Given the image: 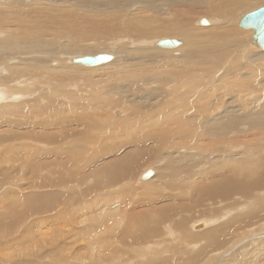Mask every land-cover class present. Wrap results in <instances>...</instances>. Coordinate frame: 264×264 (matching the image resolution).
Wrapping results in <instances>:
<instances>
[{
    "label": "rangeland",
    "instance_id": "rangeland-1",
    "mask_svg": "<svg viewBox=\"0 0 264 264\" xmlns=\"http://www.w3.org/2000/svg\"><path fill=\"white\" fill-rule=\"evenodd\" d=\"M12 1L0 0V10L3 12L0 13V49L2 50H0V102H9V62L11 65L17 64L20 61L18 58H25V56L40 58L41 61L47 65V70L44 71V75H51L48 72L51 70L58 69L60 71L59 74L55 75V82H48L42 86L44 98L36 100L38 102H44L42 105H45L43 106L44 113H42L44 119L40 120V122L44 125H42V128L39 127L40 129H35L38 130V133L41 131L39 135L43 140V145L39 144V146L42 147L41 151H45L42 152V154H45L47 151L50 152V150L53 151L52 154H55L57 151H68V149L71 147V144L77 141H79L78 145L80 150H77L78 153L69 152L71 155L74 154V158L77 156V160H75L76 158L67 160L65 167L52 165L49 167L50 169H47V167L42 165V167L45 168L44 172H42V168L40 167L33 168L31 165L29 166L30 163H26V158L30 157L26 155V153L29 151V149L36 148V144L33 145L29 143V139L33 138V135H35L33 128H28L30 130V134L28 133L29 130L27 129L21 130V128L16 130V128H12L13 125L11 122L13 120L9 121V114L0 113L2 116L6 115L3 116L4 118L0 115V264H82L83 262L75 263L77 259L74 258V255L77 253L79 246L86 245L88 242L89 244L91 242L94 244H105V248L101 249V254L103 255V260L101 263L104 261V264H144L150 262L160 264V261L163 260L164 263L161 264H194V262H196L195 264H218L219 262H228L232 257H236V255L242 256V252L245 249H249L246 247H248L250 244L255 249L253 256L256 257L262 253L261 255L263 258L264 249H257V245L261 241H264V212L260 211L262 204L264 203V139L256 138L259 141V144L255 147H248L247 144L241 143L239 139L235 156L232 159L231 164H229L226 149L222 147V144L219 141L220 139L211 136V133L209 132L211 127L209 122L213 117L215 118L217 116L216 118H220L224 117V115L226 116V112L229 107H231L232 110L234 109L235 116L233 117L239 121L238 125L234 127L233 132L228 135L230 139L232 138L231 140H234L237 138L238 133H245L243 131L248 130V127L250 126L249 123H251V117L254 116L259 118L262 114H264V66L258 65L260 68L255 66L253 69V65H251L248 61L250 58L248 57L245 59L241 64L244 66L250 64V69L248 72L250 71L254 76L253 80H248L247 75L246 77H242L241 74L236 76L232 74L231 71L225 74V71L228 69L226 67L220 68L219 72L216 74L212 71H216L217 68L214 66V69H210V66L214 64L208 62V64L199 66V71L204 74L207 71L206 69L209 67L211 71L208 72L214 75L213 78L211 77L210 79V82L213 84L209 83V79L199 80V83H197L195 80H193V75L191 76V74L183 73L182 65L181 67L177 66L178 62L174 65H171L174 59L186 57V37L162 36V38H158L155 36L150 40H142L143 42L150 43L151 41L156 42L159 40L175 38L179 39L183 46L181 44V47L179 46L172 51L165 50L161 54L158 53L157 56L154 57L153 62L147 63L149 72L147 75H145L144 79L139 80L138 82L131 85L129 82L117 83L111 79L112 76L110 74L117 71L118 66L124 65L126 63L129 66L139 65L141 63L140 57L142 56V52L140 50L142 47L137 46V44L134 45V43L130 41V44L126 45L127 54L124 58H122L118 53L113 52V50L116 48L113 46L112 42L102 41L104 39L101 38H88L94 33L91 30L93 33L90 35L88 34L89 36L87 35V37H84L83 35L82 38H87L86 40L83 39V43L81 40L82 38H78V44L82 45L79 47L80 52L77 50L76 52L74 51L66 55L64 53H60L61 50H59V47L66 45L69 40L73 39L72 34H66L63 35V37H59V39H52L54 40V43L58 45V48L55 46L51 48V52H49L50 55L47 56L49 59L47 57L43 58V56L39 57V51L36 49L38 48L37 46H39L38 44L30 45L31 47L28 44L25 45V43L22 41L23 38L21 33L16 32V36L15 29L9 30V4L15 3ZM23 1H27L28 4L32 5L33 3H37L38 5L45 4L47 5V8L53 7V9H55L57 12L61 10L60 12L63 13H72L73 17L75 18L80 16H76L79 11L75 13L73 11H76L77 8L89 12L88 15H91L90 13L92 11L101 12L104 15V20L107 24H113V21L116 23V18H118L121 22L125 21L127 17L129 18L128 14L126 15V13H130V15L143 14L146 18L147 16H159L161 18H167L171 15L172 9L180 6V8L195 9L197 11L198 15L193 22V27H196V24L201 19L210 21L211 17L216 16L217 9L224 6L219 1L215 2L213 0H126L118 3L115 2V0ZM247 1V3L242 4L233 11L228 10V13L236 12V16L225 19L224 23L219 25L226 26L230 23V21H234L235 18L240 19L247 13L264 6V0ZM17 2L19 3V1ZM148 5H152V7ZM21 6L23 8L24 6L26 7L25 4L23 6V3H20V6L14 7L17 10H13L10 16L16 14L17 11L19 12L20 9L18 7ZM56 6H58V8ZM111 7L113 10L110 9ZM107 9L110 10V12ZM114 9H116V11L120 14H117V17L115 16L117 12L114 11ZM113 12L114 15L112 16ZM108 14L110 19H108ZM163 23L165 22H157L153 25L155 27H159ZM210 25L211 24L209 23V26ZM107 27L110 28L111 26L107 25ZM235 27L238 29V31H247L241 30L237 23ZM125 38H128V40L130 39L129 37ZM249 38L250 37L248 36L246 37V40H241L238 45H248L253 53L259 51L254 47H251ZM96 39L101 40L100 42L102 43L103 47L101 44L99 45V42H96L98 41ZM12 42L15 45L12 44ZM125 43H122V45H125ZM11 44L14 45V47H17V44H19V49H16V47L14 48ZM22 44L25 46L24 49H21L23 46ZM230 45L233 46L235 44ZM32 47H34L33 51ZM145 48H151V50L155 49L154 47ZM22 50H24V53ZM209 51H212L209 56L214 54L216 58L215 61H220L224 57L229 58L232 61H236L238 58L237 55H233L230 51L226 50L223 45L217 46ZM12 53L15 54L16 57L12 58L15 60L17 59L16 61L9 57V54ZM203 53H208V51ZM203 53L197 55V60L204 61L207 59L206 55ZM98 54H113V60H115L116 63L110 67H108L106 64L101 67L87 69L79 64H73L71 61V59L74 58L97 56ZM51 55L54 56L52 57ZM43 66L44 64L42 63V69ZM193 71L198 72L196 71V68ZM106 73L110 74L106 75ZM126 73L129 74L131 72L128 71ZM132 73L134 75L128 77V81L137 80L132 79V77H135V73ZM118 74L120 75L121 73ZM180 74H182V76H180ZM150 77L152 80L147 81L146 79ZM218 79L221 80L218 81ZM62 81V84H58ZM186 81L187 83L188 81H190V83L193 81L198 85V87L193 88V94L188 95L191 97L187 101V103H189L188 105H191L193 102V105L195 106H189V109L192 111L185 110L181 116L175 113V115H171L170 111H173L177 104L170 107L166 104H170L171 102H176L178 100L177 97L180 95V92H178V86H183L184 82ZM188 87L192 90L190 85ZM28 88L30 89L29 92L27 91L25 93L14 91L19 93L14 94L18 95V102L23 103L24 108L28 103H30L34 96V98L37 97L38 93L36 90H33L32 84H30ZM55 90L59 94L57 97ZM209 90H211V92L205 94L206 92H209ZM250 91L252 93L248 95ZM11 93L13 94V92ZM39 94L42 93L39 92ZM196 97H199L198 100H200V103H198ZM195 100L197 101L198 105L195 103ZM33 102H35V100ZM88 102L92 104L90 109H86ZM115 102H121V105L113 106ZM207 102H219L218 104H220L221 107L219 105L218 111L212 113L211 111H208L211 107V103L207 105ZM226 102H228V104ZM76 104L79 105V107L69 106ZM173 104L175 103H172V105ZM199 104H201V107L204 109H201ZM15 106L11 107L13 109H10L12 111L11 113H15H13L14 116L11 119H14V121H19L20 123V120L23 119L15 118V116H22L20 114L22 110L14 109ZM207 108L208 110H206ZM165 109L167 110L164 111L161 118L159 113ZM49 110L51 112H49ZM115 110L120 112L125 111L126 115L129 114V117L126 119H122V116L117 117L113 113ZM222 110L224 111V114L222 113ZM7 111L9 113V108ZM176 115H179L180 118L178 117V119H176ZM137 116H143V120H149H140L142 122L137 120V122L141 123L139 126L142 131H139L140 134H134L129 138V136L125 134L129 131L127 126L132 120L136 119ZM48 117L52 121H58H56L59 126L58 129L57 124L55 126L56 122L49 124L50 120ZM154 117L157 121L156 124H154L153 121H150V119ZM224 119L225 118H223V120ZM254 121L256 122V120ZM46 124H49L51 128H49V125L47 126ZM176 124H178V126H175ZM7 125L11 126V129L8 130L9 132H7V129L9 128ZM51 125H54L55 128ZM168 126H173L175 128L177 127V131L171 133L172 136L170 137H162V132L166 134V131H162L159 134L161 137L158 139L161 142V145L158 147L156 146L155 142L144 145L139 149L138 147L129 148V146H126L134 140L141 139L144 141L146 137H154L153 135L157 133L156 130L158 131L159 129H163V127ZM188 126L192 127L188 128ZM53 129H55V131ZM259 129L264 131V128L261 124ZM10 130L12 131L10 132ZM31 130L34 132V134L31 133ZM136 131L138 130H131V133H135ZM260 134L261 137H264V132ZM17 136L21 139H16ZM50 136H53L51 137V140ZM44 137H48L47 140L43 139ZM54 137L58 139V142ZM48 139L50 142H48ZM198 139L201 140L199 141ZM209 139L212 140L209 141ZM52 140L56 142L53 143ZM187 140L189 142L191 141V143L186 145L185 148L183 144L189 143ZM3 141L4 143H7L4 145L5 147L2 146ZM35 142L36 141H33L32 143ZM193 143L198 148L193 149ZM196 143L198 144L196 145ZM232 146L234 145L232 144ZM188 147L191 151L188 150ZM131 149L133 151H131ZM116 150H122L123 152L121 151L119 155H116ZM219 150L220 159L215 156L218 155ZM24 151L27 152L25 153ZM15 152H19V155ZM190 152H192V154H190ZM52 154L50 152L48 155L55 158L56 155ZM124 154L125 157H123ZM121 155L123 156L121 157ZM137 157L138 165H135L137 161L134 159ZM122 158H125V162H127V160L134 161L135 167L131 166L132 168H129L128 171L125 170L124 166L122 165ZM219 163L221 164L219 165ZM76 164L78 170H75L74 174H76L78 178L75 180L72 178L71 173L73 172L72 167ZM88 164L91 166L87 167V170H85L84 165ZM227 165L233 166V168L235 167L234 182L237 187H235V185L232 186L230 189L233 187L234 189L231 191L229 189L228 192H225V196L224 194L220 195L222 192H219L215 184L206 185L210 183L208 178H198L209 172L218 174L219 167ZM153 166L156 170H158V173L155 171L157 178L148 184L147 182L149 180L142 181L141 175L145 169ZM115 167L118 170L120 167L121 172L120 170L118 172L121 173H119L121 178H116V171L111 170ZM258 167H261L263 170V173L259 174L262 175L261 180H259L260 177L257 178L255 176V174L259 172ZM10 168L13 169V175L11 172H9L12 171ZM50 170L54 173L51 174ZM8 172L12 177H10V174L7 175ZM1 173L3 174L1 175ZM106 173L109 175L112 182L109 183L106 177L100 184L99 179L101 174L106 175ZM190 173L192 174L190 175ZM44 174H49V176H45ZM186 175H188V178H186ZM44 177L48 178V180H45ZM215 177L218 178V175ZM59 178L61 179L59 180ZM61 180L64 183L60 182ZM245 180H249V183H244ZM135 181H138L140 186L137 183L134 184ZM85 182L86 186L91 183L93 185V188L89 192H82L81 190L85 186ZM125 182H129V184ZM68 183H74V185L77 187L76 191H73L70 186H66ZM131 183L133 184L131 185ZM144 183L147 184L145 186L141 185ZM186 183L189 184L188 188L185 185ZM101 185H105V188L101 187ZM247 185L248 187H251V189L245 187ZM62 191H64V193ZM42 194L45 196L44 199H42L44 197ZM54 194L58 195V197H54ZM33 195L34 198L31 200ZM69 195H73V198ZM60 196L67 197H63L62 199ZM47 197H50V199L48 200ZM68 197L72 199H69ZM56 198H59L58 201ZM21 199L27 202H24L25 206L20 204L23 202ZM16 200L19 201L16 202ZM43 200L46 202L45 204H43ZM176 200L177 202H175ZM68 201L72 202L69 203ZM33 203H35L34 206H31ZM150 203L153 207L149 206ZM13 204H15L14 210L16 213L13 211ZM41 205H43V207ZM82 208H85V210L88 209L86 210L88 211L87 216H92V219H89L90 223H82L81 220L79 225L71 223V214L78 212ZM145 208H148L147 211ZM132 209L134 210L133 215H135V217L137 216V219L134 221L128 220L130 216L129 212L131 214ZM220 211H224L226 216L220 214ZM9 212L10 215L12 214L11 216L9 215ZM9 216L10 218H8ZM109 216L114 217L113 221L109 218ZM212 216L215 218V220L212 218L213 221L209 218ZM242 216H246L245 220H240L239 222L234 223L233 226H230L229 224V226L234 233L240 232V234H243L244 232L246 233L248 231L249 234H243L246 235V237L239 235L241 238L239 237L236 239V234H229V237L224 242L223 247L209 246V248L205 251L206 253L203 252L205 250L204 246L210 240L206 238V232L202 231L209 228H207V225L205 227L207 229L204 228V230L201 231L202 234L199 231L196 233L195 227H193L196 225L195 223L204 220L211 221V223L214 224V226L218 229L224 228L229 222H232L233 219L240 218ZM64 218L70 224L68 227L63 225ZM98 218H101V223L99 226L98 223H94V221ZM217 218H220V221L216 220ZM14 221H18V223L16 222V224ZM128 222L131 223L130 227ZM240 224H243L244 227H239ZM112 226H116L115 230H113V232L110 234H104L105 231ZM234 226L237 227L235 228ZM258 226H260L263 230L259 234H250L255 232L256 227ZM87 228L94 229L93 232L97 234L96 238H89V240L85 238L75 239L73 238V235H70L65 238L63 237L56 239L58 237V231H64L66 234L67 232L71 233L72 231L76 232L79 230H86ZM245 229H247V231H244ZM23 231H25V233ZM43 231L49 234L51 232L57 231L53 236V239H56L55 242L50 238V236L46 238L52 242V244H50L51 247H40L42 245ZM156 231L159 232L158 235ZM160 232L162 233L160 234ZM180 234L184 236L185 241L181 239ZM130 236H132V238ZM229 239L230 241L228 242ZM232 242H236V245ZM108 244H111V247H107ZM116 249H118V252L114 251ZM241 249L244 250L241 251ZM114 255L118 256V259L112 261ZM171 259L173 262H171ZM252 261L256 263L257 260L255 259ZM235 262V264H249V262L245 259L240 261L236 260ZM95 263H97V261H95ZM85 264H88V262ZM232 264H234V262H232Z\"/></svg>",
    "mask_w": 264,
    "mask_h": 264
},
{
    "label": "bare ground",
    "instance_id": "bare-ground-1",
    "mask_svg": "<svg viewBox=\"0 0 264 264\" xmlns=\"http://www.w3.org/2000/svg\"><path fill=\"white\" fill-rule=\"evenodd\" d=\"M12 1V0H11ZM17 1H19V3L17 2ZM122 1H126V0H115V2H122ZM213 1H215V2H220L221 4H223L224 6H222V7H220V8H218L217 9V12H216V16H214V17H211V19H210V21H208V20H205V19H201V20H199L198 21V23L196 24V27H193V22H194V20L197 18V15H198V13H197V11L195 10V9H184V8H180V6H178V7H176L175 9H172L171 10V15L170 16H168L167 18H161V17H159V16H157V17H152V16H147V18L146 17H144L145 15H143V14H134V15H130V13H126V15L128 14V16H129V18L127 19L126 18V20L125 21H120L118 18H116L115 19V21H116V23H114V21H113V24H107L106 22H105V20H104V15L101 13V12H94V11H92L90 14L91 15H88L89 14V12H87V11H83V10H81V9H79V8H77V10L75 11V10H73L74 11V13L75 12H78L79 11V13L76 15V16H78V15H80L78 18H75V17H73V15H72V13H63V12H57L55 9H53V7L52 8H47V5H45V4H43V5H38L37 3V5L36 4H34L33 3V5L32 4H28V2L27 1H23V0H16V1H12V2H15V3H10L9 4V30H12V29H15V33L17 32V33H21V36H22V41L25 43V45H39V46H37L38 48H36L37 49V51H39V57L41 56H43V58L45 57H47L48 55H50V53L49 52H51V48L52 47H57L58 48V45L56 44V43H54V40H52V39H59V37H63V35H66V34H72L73 35V39H71V40H69V42L66 44V45H64V46H61V47H59V50H61L60 51V53H64L65 55L66 54H69V53H72V52H76L77 50H79V47H80V45L78 44V41H79V39H81L82 37H83V35H84V37H87V35L89 34H92L93 32V35H91V36H89L88 38H101V39H104V40H102V41H105V42H107V41H110V42H112V44H113V46L116 48L115 50H113V52L114 53H118L119 55H120V57H122V58H124L125 56H126V54H127V52H126V45H128V44H130V41L132 42V43H134V45L135 44H137V46H140V47H142V49L140 50L141 52H142V56L140 57V61H141V63L139 64V65H133V66H129L127 63L126 64H124V65H120V66H118L117 67V71H115V72H113L112 74H110V73H106V75H111L112 76V80L113 81H115V82H117V83H126V82H129V84L131 85V84H133V83H136V82H138L139 80H142V79H144L145 78V75H147V73L149 72V68L147 67V63L148 62H153L154 61V57H156L157 56V54L159 53V54H161V53H163V51H172V50H174L175 48H177V47H179L181 44H182V42L179 40V39H175V40H177V45L176 46H174L173 48H162V47H160L159 45H158V43L160 42V41H162V40H159V41H156V42H150V43H146V42H143V40L142 39H148V40H150L151 38H153V37H155V36H157L158 38L160 37V38H162V36L163 37H170V36H172V37H182L183 36V38L184 37H186V41H187V45H186V47H187V54H186V57L185 58H183V57H181L180 59H174L173 60V62H172V64L171 65H174V64H176L177 62H178V65L177 66H179V67H181V65H182V70H183V73H187V74H191V76H192V78H193V80H195L197 83H199V80H207V79H209V83H211V84H213L212 82H210V79H211V77L213 78V74H210L208 71H211L210 69L211 68H213L214 66L217 68V70L216 71H212V72H215L216 74L219 72V70H220V68H228L226 71H225V74H227L228 72H232V74H234V75H239V74H241V76L242 77H246V75H247V77H248V80H253V78H254V76H253V74L249 71L248 72V70L250 69V64L251 65H253V69H254V67L255 66H258V65H261V66H264V50H260L258 47H257V44L256 43H253L252 41H251V37L253 36L252 34H254V30H252V29H249V30H247V31H238V29H236V27H235V25H236V23L238 24V27L240 28V26H239V23H240V20L243 18H235V20L234 21H230V23L228 24V25H226V26H221V25H219V24H223L224 23V21H225V19H227V18H233V17H235L236 16V12H233V13H228V10H230V11H233L234 9H236V8H238V7H240L242 4H244V3H247L248 1L247 0H213ZM19 5H18V4ZM20 3H23V6H24V4L26 5V7L24 6V8L22 7H18L20 10H19V12L17 11V13L16 14H12L13 16H10V14H11V12L14 10H17V9H15L14 7H16V6H20ZM44 3V2H43ZM40 4V3H39ZM50 4V3H49ZM113 4H115V3H113ZM120 4V3H119ZM51 6V5H50ZM52 6H53V4H52ZM55 6V5H54ZM118 6H120V5H118ZM148 6H151L152 7V5H148ZM225 6H226V9H225ZM10 7H12V8H10ZM57 8H58V6H56ZM107 7V6H106ZM105 7V8H106ZM62 8H64V7H62ZM59 9H61V8H59ZM65 9V8H64ZM109 9V8H108ZM107 9V10H108ZM110 9H112V7L110 8ZM107 10H106V12H107ZM113 10V9H112ZM52 11H55V12H52ZM72 11V12H73ZM102 11V10H101ZM109 12H110V10H108ZM114 11H116V9H114ZM121 11V10H120ZM119 11V12H120ZM66 12H68V11H66ZM105 12V13H106ZM117 12V11H116ZM127 12V11H126ZM0 13H3L1 10H0ZM108 13V12H107ZM122 13V12H121ZM117 14H119L118 12L115 14V16L117 17ZM219 14V15H218ZM70 15H72V16H70ZM114 15V12L112 13V16ZM120 15V14H119ZM121 15H123V14H121ZM74 19H73V18ZM115 18V17H114ZM121 18V17H120ZM108 19H110L109 18V14H108ZM125 19V18H124ZM114 20V19H113ZM109 21V20H108ZM110 22V21H109ZM157 22H165V23H163V24H161V26H159V27H155L153 24H155V23H157ZM203 22H206L207 24H202ZM209 23L211 24L210 26H209ZM107 25H109V26H111L110 28H108L107 27ZM241 29V28H240ZM93 32H92V31ZM241 30H246V29H241ZM17 33H16V36H17ZM19 35V34H18ZM54 35V36H53ZM250 37L249 38V43H250V45H251V47H254L256 50H259V51H257V52H255V53H253V51L250 49V47L248 46V45H238L239 44V42L241 41V40H246V37ZM80 37V38H79ZM125 37H129L130 39L128 40V38H125ZM79 38V39H78ZM83 39L84 38H82L81 40H82V43H83ZM87 38H85L84 40H86ZM174 39H168V40H174ZM94 40V39H93ZM96 40H98V39H96ZM165 40V39H164ZM18 41V40H17ZM75 41H77V42H75ZM101 40H98V41H96V42H99V45L101 44V46L103 47V45H102V43L100 42ZM139 41H142V42H139ZM104 42V43H105ZM125 42H127V43H125ZM3 43V42H2ZM22 43V42H21ZM122 43H125V45H122ZM12 44H14L13 42H12ZM11 44V45H12ZM230 44H235V45H233V46H231ZM15 45V44H14ZM14 45H12L13 47H14ZM19 44H17V47H16V49L19 47L18 46ZM23 45V44H22ZM224 46L225 48H226V50H228V51H230L231 52V54H233V55H237L238 56V58L236 59V61H232V60H230L229 58H223V59H221L220 61H215V56H214V54L213 55H211V56H209V54L210 53H212V51H209V50H212V49H214L215 47H217V46ZM3 46V45H2ZM10 46V45H9ZM82 46V45H81ZM136 46V47H137ZM182 46H183V44H182ZM13 47H11V48H13ZM14 47V48H15ZM31 47V46H30ZM102 47H101V49H102ZM145 47H154L155 49H153V50H151V48H145ZM181 47V46H180ZM25 48V46L23 45L22 46V48L21 49H24ZM33 48L34 47H32V51H33ZM89 48V47H88ZM87 48V49H88ZM19 49V48H18ZM20 49V50H21ZM83 49V48H82ZM1 50V49H0ZM139 50V49H138ZM2 51V50H1ZM23 51V53H24V50H22ZM84 51V50H83ZM206 51H208V53H203V52H206ZM13 52V51H12ZM17 52H18V50H17ZM25 52H27V51H25ZM59 52V51H58ZM78 52H80V50L78 51ZM78 52H77V55H78ZM22 53V52H21ZM28 53V52H27ZM53 53V52H52ZM201 53H203L204 55H206V57H207V59L206 60H204V61H202V60H197V55L198 54H201ZM18 54V53H17ZM16 54V55H17ZM63 54V55H64ZM22 55V54H21ZM25 55V54H24ZM112 56H113V54H111ZM35 56H36V54H35ZM52 56V55H51ZM54 56V55H53ZM52 56V57H53ZM69 56V55H68ZM9 57L11 58V59H14L16 56H15V54H9ZM12 57H14V58H12ZM22 57H24V56H22ZM56 57V56H55ZM205 57V58H206ZM250 58V60H248L249 62H250V64L249 65H246V66H244V65H242L241 63L245 60V59H247V58ZM10 58H9V60H10ZM48 58V57H47ZM68 58V57H67ZM66 58V59H67ZM49 59V58H48ZM51 59V58H50ZM75 59V58H74ZM74 59H71V61H72V63H73V60ZM15 60V59H14ZM17 60V59H16ZM15 60V61H16ZM18 60H20L19 61V63H17V64H14V65H11V63L9 62V102H0V108H2V107H5V108H2V109H0V113H2V114H9V121H12L11 122V124L13 125V127L12 128H16V130H19V129H21V130H29L28 128H33V130H34V132H35V135H33V138H30L29 139V143L30 144H36L35 146H36V148L35 149H29V151L27 152V151H24L25 153H26V155H28V156H30V157H28V158H26V163L27 164H29V166L31 165L33 168L35 167H40V168H42V172H44L45 171V168L44 167H42V165H44L45 167H47V169L49 168V167H51L52 165H57L58 167H65L66 166V161L67 160H72L74 157H73V155H71L70 153H78L77 152V150L79 149L80 150V148H79V145H78V143H79V141H77V142H75V143H72L71 144V147L68 149V151H61V152H55V154H52L53 153V151L52 150H50V152H51V154L52 155H56L55 156V158L54 157H52V156H49L48 154L50 153V152H46L45 154H42V152H45V151H41L42 149V147H40L39 146V144L40 145H43V140L41 139V136L39 135V133L41 132H39L38 133V130H35V129H38L39 127H41L42 128V125H44V124H42L41 122H40V120H42V119H44V117H43V114L42 113H44V109H43V106H45V105H42L44 102H38V101H36V100H40V99H42V98H44V93H43V88H42V86L43 85H45V84H47L48 82H51V83H53V82H55V75L56 74H59L60 73V71L58 70V69H55V70H51V71H48L51 75H49V74H47V75H44L45 73H44V71H46L47 69V65H46V63H44L43 61H41V59L40 58H35V57H33L32 58V56H25V58H18ZM44 64V66H43V69H42V63ZM208 62H211V64H214V65H212V66H210V69H209V67L206 69L207 71L203 74L202 72H200L199 71V69H200V67L199 66H203V65H205V64H208ZM248 62V63H249ZM116 63V61L115 60H111L110 62H107V63H105V64H101V65H98V66H92V67H86V66H83V67H85V68H87V69H89V68H97V67H101V66H104V65H106L107 64V66L108 67H110V66H113L114 64ZM165 63H166V61H165ZM169 63V62H168ZM80 65V64H79ZM82 66V65H81ZM229 66V67H228ZM176 67V66H175ZM174 67V68H175ZM259 67V66H258ZM196 68V71H198V72H194L193 70ZM198 68V69H197ZM260 68V67H259ZM214 69V68H213ZM252 69V68H251ZM115 70V69H114ZM225 70V69H224ZM263 70V69H262ZM72 71V70H71ZM70 71V72H71ZM128 71H130L131 73H126V72H128ZM132 72H134L135 73V77H132V79H137V80H133V81H128L127 80V78L128 77H131L132 75H134ZM200 72V73H199ZM222 72V71H221ZM224 72V71H223ZM253 72V71H252ZM65 73V72H64ZM118 73H121L120 75L118 74ZM207 73V74H206ZM206 74V75H205ZM167 75V74H166ZM180 76H182V74H180ZM68 78V77H67ZM115 78V79H114ZM65 80H66V78H65ZM65 80H63V81H65ZM147 81H151L152 80V78L150 77V78H147L146 79ZM217 80V79H216ZM221 79H218V81H220ZM63 81L62 82H60V83H58V84H62L63 83ZM30 84H32V87H33V90L35 91L36 90V92H38L37 93V97L36 98H34L33 97V99L30 101V103H28L26 106H25V108H24V104L23 103H20V102H18V100H19V98L17 97L18 95H15L14 93H16V92H14V91H20L21 93H25V92H29V88H28V86L30 85ZM201 84V83H200ZM121 85V84H120ZM191 86V88H192V90L188 87V86ZM201 86V85H200ZM41 87V88H40ZM54 87V86H53ZM179 87V90H178V92H180V95H179V97H177L178 98V100L176 101V102H171L170 104H166L167 106H175L176 104H177V106H175L176 108L173 110V111H170L171 113V115L173 114V115H175V114H179L180 116H181V114H183L184 113V111L185 110H187V111H190L191 109H189V106H191V107H193V106H195V105H193L194 103L192 102V104L191 105H188L189 103H187V101L190 99V97L188 96L189 94H193V92H194V90H193V88H196V87H198V85L195 83V82H191L190 83V81H188V83H187V81L186 82H184V84H183V86H181V85H179L178 86ZM189 89H188V88ZM56 88V87H55ZM214 89H215V87H214ZM216 89H217V87H216ZM38 90H42V91H38ZM218 90V89H217ZM191 91V92H190ZM11 92H13V94L11 93ZM33 92V91H32ZM39 92H41L42 94H39ZM49 92H50V90H49ZM55 92H56V90H55ZM211 92V90H209V92H206L205 94H208V93H210ZM252 92L250 91L249 93H248V95L249 94H251ZM16 94H19V93H16ZM52 94V93H51ZM56 94V97H57V95L59 96V94H58V92H56L55 93ZM46 95H48V94H46ZM55 96V95H54ZM165 96V95H164ZM205 97H208V96H205ZM248 97V96H247ZM197 99V101H198V103H200V100H198L199 99V97H196ZM165 99H166V97H165ZM165 99H164V101H165ZM35 100V102H33ZM167 100V99H166ZM195 100V103L197 104V101ZM182 101V102H181ZM26 102V101H25ZM245 102V101H244ZM51 103V102H50ZM106 103V102H105ZM162 103V102H161ZM172 103H175V104H173L172 105ZM211 103V107H210V109L208 110V108L206 109V110H208V111H211L212 113H214V112H216V111H218V107H219V105L220 104H218L219 102H207V105H209ZM227 104H228V102H226ZM248 103V102H247ZM250 103H254V102H250ZM19 104V105H18ZM53 104H57V103H53ZM230 104V103H229ZM15 105H17V106H15ZM22 105V106H21ZM119 105H121V102H115L114 104H113V106H119ZM198 105V104H197ZM200 106L199 107H201V104H199ZM206 105V104H205ZM206 105V106H207ZM257 105V104H256ZM13 106H15L14 107V109H16V110H22V112L20 113L22 116H15V118H21V119H23V120H20V123H19V121H14V119H11V118H13V116H14V114L13 113H11L12 111L10 110V109H13V108H11V107H13ZM69 106H71V107H79V105H69ZM203 106V105H202ZM213 106V107H212ZM92 107V104H90L89 102L87 103V105H86V109H90ZM220 107H221V105H220ZM9 108V113H8V111H7V109ZM39 109V110H38ZM50 109V108H49ZM194 109V108H193ZM198 109V108H197ZM201 109H204V108H202L201 107ZM167 109H165V110H163V111H161L160 113H159V115H160V117L162 118V116H163V113H164V111H166ZM196 110V109H195ZM46 111V110H45ZM71 111V110H70ZM192 111V110H191ZM200 111V110H199ZM201 111H203V110H201ZM223 111V110H222ZM19 112V111H18ZM49 112H51L50 110H49ZM173 112V113H172ZM207 112V111H206ZM46 113H48V112H46ZM114 114H115V116H117V117H121L122 116V119L123 118H128L129 117V114L128 115H126V112L125 111H122V112H120V111H114L113 112ZM175 113V114H174ZM212 113H210V114H212ZM223 114H224V111L222 112ZM252 113V112H251ZM235 114V110L233 109H231V107H229V109L227 110V112H226V116L224 115V117H220V118H212V119H210V122H209V124L211 125V127H210V129H209V132L211 133V136H214L215 138H219L220 140V143L222 144V147L223 148H225L226 149V152H227V158H228V161H229V164H231V162H232V159L234 158V156H235V152H236V149H237V145H238V140L240 139V142L241 143H244V144H247L248 145V147H255L256 145H258L259 144V141L256 139V138H258V139H260V138H262V139H264V137H261V134L260 133H263L264 131H262V130H260L259 129V126H260V124L262 125V127L264 128V121H263V119H264V114H262L261 115V117H259V118H256V117H251V123H249L250 124V126L248 127V130H245V131H243V132H245V133H238V135H237V138L236 139H234V140H231L229 137H228V135L230 134V133H232L233 132V129H234V127L235 126H237L238 125V121L233 117V116H235L234 115ZM1 115V114H0ZM24 115V116H23ZM126 115V116H125ZM179 115H176V119H178V117H179ZM190 115V114H189ZM221 115V114H220ZM220 115H218V116H220ZM2 116V115H1ZM0 116V117H1ZM3 116H6V115H3ZM2 116V117H3ZM123 116H125V117H123ZM167 116V115H166ZM192 116V115H191ZM195 116H196V114H195ZM197 117V116H196ZM4 118V117H3ZM166 118H168V117H166ZM180 118V117H179ZM223 118H225L224 120H223ZM48 119H49V117H48ZM75 119V118H74ZM79 119V118H78ZM77 119V120H78ZM170 119V118H169ZM5 120V119H4ZM17 120V119H16ZM50 120V119H49ZM137 120H142V121H148V120H143V116H137L136 117V119H134V120H132L130 123H129V125L127 126L128 127V132L127 133H125V134H127L128 136H129V138L132 136V135H138V134H140L139 133V131L141 132L142 130H141V128H140V126L139 125H141V123L140 122H142V121H140V122H137ZM249 120V119H248ZM254 120H256V122L254 121ZM57 121V120H56ZM56 121H52V120H50V122H49V124L50 123H54V122H56ZM150 121H153L154 122V124H156V118L154 117V118H152V119H150ZM179 121V120H178ZM58 122V121H57ZM57 122L55 123V126H56V124H57ZM153 122H151V123H153ZM170 122H171V120H170ZM248 122V121H247ZM29 123H30V125L32 126H30L29 125ZM52 123V124H53ZM150 123V122H149ZM8 124V123H7ZM49 124H46L47 126L49 125ZM74 124V123H73ZM171 124H173V123H171ZM196 124H198V123H196ZM195 124V125H196ZM169 125V124H168ZM181 125V124H180ZM200 125V124H199ZM203 125V124H202ZM246 125V124H245ZM244 125V126H245ZM7 126H9V128L7 129V132H9L8 130L9 129H11V126L10 125H7ZM51 126H53L54 127V125H51ZM57 126H58V124H57ZM174 126V125H173ZM171 127V126H168V127H163V129H159L158 131L156 130V134H158V135H156V134H154L153 136L154 137H146L145 138V140L144 141H142L141 139H138V140H134V141H131L130 143H129V145L127 144L126 146H129V148L130 147H138V149L139 148H141V147H143L144 145H147V144H149V143H152V142H155V144H156V146L158 147V146H160L161 145V142L158 140L159 139V137H161L159 134L162 132V131H166V134H164L163 132H162V137L163 136H165V137H170V136H172V134L171 133H173V132H176L177 131V127L175 128V127ZM175 126H178V124H176ZM193 126V125H192ZM191 126V127H192ZM190 126H188V128H189ZM190 127V128H191ZM201 127V126H200ZM205 127V126H204ZM257 127H258V129H257ZM5 128V127H4ZM49 128H51L50 127V125H49ZM55 128V127H54ZM59 128V126L57 127V129ZM181 128V127H180ZM196 128V127H195ZM6 129H5V131H6ZM40 129V128H39ZM54 131H55V129H53ZM131 130H138V131H136L135 133H131ZM193 130V129H192ZM197 130V129H196ZM208 130V129H207ZM4 131V132H5ZM12 130H10V132H11ZM57 131V130H56ZM205 131V130H204ZM34 132L31 130V133L32 134H34ZM16 133V132H15ZM29 134H30V130H29V132H28ZM61 135V134H60ZM193 135V134H192ZM15 136V135H14ZM54 136V135H53ZM53 136H50V140L52 139L51 137H53ZM189 136H191V135H189ZM27 137H30V136H27ZM236 137V136H235ZM1 138V137H0ZM8 138H9V136H8ZM21 139L20 137H18L17 136V138L16 139ZM48 138V137H47ZM47 138L46 137H44L43 139H45V140H47ZM55 138V137H54ZM53 138V139H54ZM135 138V137H134ZM234 138V137H233ZM7 139V138H6ZM31 139H32V141H31ZM186 139H188V138H186ZM186 139H185V141H186ZM247 139V140H246ZM55 140L58 142V139H56L55 138ZM199 140V139H198ZM201 140V139H200ZM199 140V141H200ZM212 140V139H211ZM210 139H209V141H211ZM214 140V139H213ZM1 141V140H0ZM28 141V140H27ZM33 141H36L35 143H32ZM53 141V143L54 142H56V141H54V140H52ZM188 141V140H187ZM197 141V140H196ZM204 141V140H203ZM202 141V142H203ZM206 141V140H205ZM45 142V141H44ZM48 142H50L49 141V139H48ZM174 142H175V140H174ZM179 142V141H178ZM189 142V141H188ZM214 142H216V141H214ZM218 142V141H217ZM52 143V142H51ZM176 143H177V141H176ZM191 143V141L189 142V143H184L183 145H184V147L186 148V145H189ZM195 143V142H194ZM194 143H193V149L194 148H198L197 146H195L194 145ZM200 143V142H199ZM7 143L5 142L4 143V141H3V144H2V146L3 147H5L4 145H6ZM24 144V143H23ZM27 144V143H26ZM124 144V143H123ZM198 143H196V145H197ZM232 144L234 145V146H232ZM86 145V144H85ZM178 145V144H177ZM208 145H209V143H208ZM20 146V145H19ZM205 146V145H204ZM263 146V145H262ZM120 147V146H119ZM206 147V146H205ZM208 147V146H207ZM32 148H34V147H32ZM50 149V148H49ZM14 150H15V148H14ZM21 150V149H20ZM124 150V149H123ZM188 150L189 151H191L190 149H189V147H188ZM188 150H186V151H188ZM13 151V150H12ZM16 151V150H15ZM122 151V150H121ZM121 151L120 150H116V153H115V151H114V153L116 154V155H119L120 153H121ZM131 151H133L132 149H131ZM193 151V150H192ZM214 151V150H213ZM23 152V153H24ZM70 152V153H69ZM123 152V151H122ZM201 152V151H200ZM217 152V151H216ZM16 153V152H15ZM19 153V152H18ZM18 153H16V154H18ZM22 153V154H23ZM188 153V152H187ZM186 153V154H187ZM264 153V152H263ZM14 154V153H13ZM21 154V155H22ZM58 154V155H57ZM114 154V155H115ZM190 154H192V152H190ZM15 155V154H14ZM19 155V154H18ZM20 155V156H21ZM24 155V154H23ZM213 155V154H212ZM219 155H220V150L218 151V155H215V156H217L219 159H220V157H219ZM17 156V155H16ZM123 155H121V157H122ZM192 156V155H191ZM77 157V156H76ZM75 157V158H76ZM119 157V156H118ZM123 157H125V154H124V156ZM129 157H131V156H129ZM135 157V156H134ZM187 157V156H186ZM189 157V156H188ZM74 158V159H75ZM80 158V157H79ZM16 159V158H15ZM14 159V160H15ZM125 159V158H124ZM124 159L122 158L121 160H122V165L124 166V168H125V170H127L128 171V169L129 168H132L133 166L135 167V165H138L137 163H138V157L137 158H135L134 160H136L137 162H136V164L134 163V161H128L127 160V162H125L124 161ZM133 159V158H132ZM75 160H77V158L75 159ZM119 160V159H118ZM16 161V160H15ZM23 161V160H22ZM80 162V161H79ZM78 162V163H79ZM213 163V162H212ZM15 164V163H14ZM19 164H21V163H19ZM23 164V163H22ZM26 164V165H27ZM135 164V165H134ZM221 163H219V165H220ZM154 165V164H153ZM83 166V165H82ZM89 166H91L90 164H88V165H84V169L85 170H87V167H89ZM118 166V165H117ZM132 166V167H131ZM22 167V166H21ZM239 167V166H238ZM17 168V167H16ZM23 168V167H22ZM28 168V167H27ZM31 168V167H30ZM150 168H153V169H150ZM191 168V167H190ZM193 168V167H192ZM264 168V167H263ZM3 169V168H2ZM11 169V168H10ZM50 169V168H49ZM155 169V167L153 166V167H149V168H147V169H145V171L142 173V175H141V180H143L142 179V177H143V175L147 172V171H149V170H152L153 171V176L155 175V171H157V173H158V170H154ZM189 169V168H188ZM234 169H235V167L233 168V166H230V165H227V166H220L219 167V172H218V174H216V173H214V172H209V173H207V174H205V175H202V176H200V177H198L199 179H205V178H208V181L210 182L209 184H206V185H213V184H215L216 185V187L218 188V190H219V192H222L220 195H223L225 192H228V190L232 187V186H234L235 185V187H237L236 186V184H235V182H234ZM258 169H259V172H257L256 174H255V176L258 178V177H260V179L259 180H261L262 178H261V176L262 175H259V174H262L263 173V170H262V168L261 167H258ZM12 171H9V172H11V174H12V172H13V169H11ZM25 170V169H24ZM23 170V171H24ZM32 170V169H31ZM77 171L78 169H77V164L76 165H74L73 167H72V173H71V176H72V178H74L75 180L78 178L77 177V175L76 174H74V171ZM111 170H115L116 171V174H115V177L117 178V177H119V178H121L120 177V172H121V170H120V167H119V170H120V172H118L119 170L118 169H116V167L114 168V169H111ZM5 171V170H4ZM23 171H21V172H23ZM27 171V170H26ZM126 171V172H127ZM132 171V170H131ZM143 171V170H142ZM188 171V170H187ZM2 172V171H1ZM8 172V174L7 175H9L10 173ZM50 172H51V170H50ZM50 172H49V174H50ZM123 172V171H122ZM14 173V172H13ZM28 173V172H27ZM52 173H54L53 171L51 172V174ZM120 173V174H119ZM156 173V174H157ZM238 173V172H237ZM3 173H1V175H2ZM5 174V173H4ZM11 174H10V177H12L11 176ZM21 174V173H20ZM23 174V173H22ZM30 174V173H29ZM33 174V173H32ZM49 174H47V175H45V176H49ZM58 174V173H57ZM128 174V173H127ZM192 173H190V175H191ZM202 174V173H201ZM13 175V174H12ZM216 175H218V178H216L215 176ZM22 176V175H21ZM24 176V175H23ZM58 176H60V175H58ZM152 176V178H150V179H148V180H143V181H148L147 183L149 184V182H151L152 180L154 181V179L155 178H157V175H155L154 177ZM187 177L186 178H188V175H186ZM65 177V176H64ZM107 177V181L109 182V183H111L112 182V180L110 179V177H109V175L106 173V175L104 174H101V176H100V184L102 183V181L105 179ZM140 177V176H139ZM8 178V177H7ZM18 178V177H17ZM16 178V179H17ZM25 178V177H24ZM45 178V177H44ZM50 178V177H49ZM253 178V177H252ZM1 179V178H0ZM6 179V178H5ZM15 179V180H16ZM61 178H59V180H60ZM191 179V178H190ZM45 180H48V178H45ZM66 180V179H65ZM64 180V181H65ZM68 180V179H67ZM70 180V179H69ZM138 180V179H137ZM3 181V180H2ZM17 181V180H16ZM24 181V180H23ZM55 181V180H54ZM128 181V180H127ZM249 180H245L244 181V183H246L247 184V182H248ZM256 181V180H255ZM264 181V180H263ZM262 181V182H263ZM44 182V181H43ZM60 182H63L62 180L60 181ZM60 182H59V184H60ZM71 182V181H70ZM257 182V181H256ZM25 183V182H24ZM23 183V184H24ZM46 183V182H45ZM64 183V182H63ZM125 183H128L129 184V182H125ZM138 184L139 186H140V184L138 183V181H135L134 182V184ZM147 183H144V184H141V185H146ZM242 183V182H241ZM249 183V182H248ZM133 183H131V185H132ZM250 184H251V182H250ZM260 184V183H259ZM7 185V184H6ZM36 185H38V184H36ZM61 185V184H60ZM186 185V187L188 188L189 187V184L188 183H186L185 184ZM199 185H201V184H199ZM205 185V184H204ZM237 185H240V184H237ZM241 185H244V184H241ZM249 185V184H248ZM248 185L247 186H245V187H247V188H249V189H251V187H248ZM66 186H70L71 188H72V190L73 191H76V189H77V187L74 185V183H72V184H67ZM250 186V185H249ZM33 187V186H32ZM101 187H103V188H105V185H101ZM211 187H213V186H211ZM220 187V188H219ZM93 188V185H92V183L91 184H89L88 186H86V182H85V186L81 189L82 190V192L84 191V192H86V191H90L91 189ZM61 189V188H60ZM64 189V188H63ZM68 189V188H67ZM66 189V190H67ZM232 189H234V187L232 188ZM232 189H230V191L232 190ZM238 189H239V187H238ZM38 190V189H37ZM71 190V189H70ZM81 190H77V191H81ZM42 191V190H41ZM44 191V190H43ZM215 191H217V190H215ZM17 192V191H16ZM21 192V191H20ZM63 193H64V191H62ZM61 192V193H62ZM71 192V191H70ZM191 192V191H190ZM26 193V192H25ZM39 193V192H38ZM66 193V192H65ZM213 193H214V191H213ZM55 194H57V193H55ZM54 194V195H55ZM17 195V194H16ZM40 195V194H39ZM43 196H44V194H42ZM53 195V194H52ZM63 195H65V194H63ZM226 194H224V196H225ZM4 196V195H3ZM9 196H10V194H9ZM32 196V195H31ZM50 196V195H49ZM58 197V195H55L54 197ZM69 196H71L72 198H73V195H69ZM27 197V196H26ZM52 197V196H51ZM60 197H62V196H60ZM64 198H66L65 196H63ZM63 197H62V199H63ZM15 198V197H14ZM32 198H34V195H33V197H31V200H32ZM36 198V197H35ZM41 198H42V196H41ZM45 198V196L42 198V199H44ZM69 198V197H68ZM67 198V199H68ZM72 198H69V199H72ZM115 198H116V195H115ZM5 199V198H4ZM12 199H13V196H12ZM47 199L49 200L50 199V197H47ZM57 199V198H56ZM59 199V198H58ZM58 199H57V201H58ZM165 199V198H164ZM22 200V199H21ZM30 200V201H31ZM38 200V199H37ZM36 200V201H37ZM47 200V201H48ZM158 200V199H157ZM166 200V199H165ZM17 201H19V200H16V202ZM23 201V200H22ZM35 201V202H36ZM44 201V200H43ZM9 202H11V201H9ZM24 202H26V201H23L22 203H20L21 205L23 204L24 205ZM33 202V201H32ZM69 203H71L72 201H68ZM147 202V201H146ZM148 202H150V201H148ZM174 202V201H173ZM175 202H177V200L175 201ZM15 203V202H14ZM27 203V202H26ZM25 203V204H26ZM28 203H29V201H28ZM37 203V202H36ZM40 203V202H39ZM46 202L44 201L43 202V204H45ZM54 203H55V201H54ZM58 203V202H57ZM144 203V202H143ZM181 203V202H180ZM184 203V202H183ZM34 204L35 203H33L31 206H34ZM90 204V203H89ZM141 204V203H140ZM146 204V203H145ZM149 204V203H148ZM14 205L15 204H13V211H15L14 209ZM55 205V204H54ZM147 205V204H146ZM183 205V204H182ZM19 206V205H18ZM25 206V205H24ZM39 206V205H38ZM42 207H43V205H41ZM120 206V205H119ZM139 206V205H138ZM141 206V205H140ZM149 206H151V203H150V205ZM4 207H6V206H4ZM86 207H87V205H86ZM90 207V206H89ZM142 207V206H141ZM151 207H153V206H151ZM39 208H40V206H39ZM48 208V207H47ZM41 209V208H40ZM55 209V208H54ZM91 209H92V207H91ZM90 209V210H91ZM96 209H97V207H96ZM144 209V208H143ZM146 209V208H145ZM148 209V208H147ZM147 209H146V211H147ZM86 210H88V209H86ZM85 210V208H82L81 210H79L78 212H76V213H74V214H71V218H70V221H71V223H73V224H76V225H79V222H80V220H81V222L82 223H90V220L89 219H92L91 217L92 216H87V212L88 211H86ZM9 211V210H8ZM133 209H132V211H131V214H130V212H129V219L128 220H132V221H134V220H136L137 219V216L135 217V215H133ZM145 211V210H144ZM260 211H263L264 212V203L262 204V208L260 209ZM152 212H153V210H152ZM221 212V211H220ZM219 212V213H220ZM3 213V212H2ZM15 213H16V211H15ZM95 213V212H94ZM94 213H93V217H94ZM144 213H146V212H144ZM218 213V214H219ZM89 214V213H88ZM217 214V215H218ZM220 214H222V215H224V216H226V213L223 211V212H221ZM9 215H10V212H9ZM12 215V214H11ZM10 215V216H11ZM91 215V214H90ZM10 216L8 217V218H10ZM15 216V215H14ZM13 216V217H14ZM223 216V217H224ZM15 217H17V216H15ZM246 217V216H245ZM245 217L244 216H242V217H240V218H236V219H233L232 220V222H229L224 228H216L215 226H214V224H212L211 223V221H201V222H197V223H195L194 225L195 226H193V227H195V231H196V233H198V231L202 234V232H206L205 233V236H206V238L208 239V240H210L205 246H204V248H205V250L203 251V252H205L206 251V249H208L209 248V246H217V247H223V244H224V242L227 240V238L229 237L228 235L229 234H232V235H235L236 234V236H235V238L236 239H238L240 236L239 235H242V236H245L246 237V235H243V234H240V232H236V233H234L232 230H231V227L230 226H233V224L234 223H236V222H239L240 220H245ZM7 218V219H8ZM109 218L113 221V216H109ZM212 221H213V219L212 218H214L213 216L212 217H209ZM225 218V217H224ZM6 219V220H7ZM3 220V219H2ZM101 218H98V219H96L95 221H94V223H98V226L100 225V223H101ZM165 220V219H164ZM214 220H215V218H214ZM216 220H219L220 221V218H217ZM20 221V220H19ZM50 221V220H49ZM180 221H181V219H180ZM179 221V223L181 224V222ZM15 222V221H14ZM17 223H18V221H16ZM15 222V223H16ZM58 222V221H57ZM61 222V221H60ZM226 222V221H225ZM225 222H223V223H225ZM228 222V221H227ZM16 223V224H17ZM43 223V222H42ZM129 223V227L131 226V223L130 222H128ZM152 223H154V222H152ZM14 224V223H13ZM20 224V223H19ZM151 224V223H150ZM156 224V223H155ZM182 224H183V222H182ZM187 224V223H186ZM229 224H230V226H229ZM3 225V224H2ZM15 225V224H14ZM63 225H65L66 227H68L70 224H69V222L68 221H66L65 220V218L63 219ZM94 225V224H93ZM184 225V224H183ZM208 225V226H207ZM175 226H177V225H175ZM207 226V228H209V229H207V228H205ZM214 226V227H213ZM44 227V226H43ZM94 227H95V225H94ZM180 227V226H179ZM182 227V226H181ZM186 227V226H185ZM213 227V228H212ZM235 228L237 227V226H234ZM239 227H241V228H243L244 226H243V224H240L239 225ZM12 228V227H11ZM115 228H116V226H112V227H110L109 229H107L106 231H105V233L104 234H106V233H108V234H110V233H112L113 232V230H115ZM176 228V227H175ZM178 228V227H177ZM183 228V227H182ZM204 228L205 229H207V230H204ZM216 228V229H215ZM246 228V227H245ZM44 229H47V228H44ZM93 230L94 229H89V228H87L86 230L84 229V230H79V231H72L71 233L69 232H67L66 234H65V232L64 231H58V237L56 238V239H60V238H65V237H68V236H70V235H73V238H75V239H78V238H85V239H88L89 240V238H92V239H94V238H96V233L95 232H93ZM153 230V229H152ZM159 230V229H158ZM202 230H204V231H202ZM263 229L260 227V226H258V227H256V231L255 232H252V233H250V234H259L261 231H262ZM146 231V230H145ZM149 231V230H148ZM148 231H147V233H148ZM151 231V230H150ZM178 231V230H177ZM194 231V230H193ZM202 231V232H201ZM244 231H247V229H245ZM24 233H25V231H23ZM22 232V233H23ZM56 232L57 231H55V232H51L50 234L49 233H47V232H45V231H43L42 233H43V238H42V245L40 246L41 248H44V247H46V246H50L51 247V245L50 244H52V242L51 241H49L48 239H46L47 237H49L50 236V238L52 239V240H54V242L56 241V239H53V236H54V234H56ZM152 232V231H151ZM156 233H157V235H158V233L159 232H157L156 231ZM155 233V234H156ZM162 232H160V234H161ZM247 234H249V232L247 231L246 232ZM245 233V234H246ZM18 234V233H17ZM126 234V233H125ZM182 234V233H181ZM180 234V237H181V239H183L184 240V236L183 235H181ZM25 235V234H24ZM167 235V234H166ZM57 236V235H56ZM161 236V235H160ZM40 237V236H39ZM131 238H132V236H130ZM154 237V236H153ZM146 238V237H145ZM241 238V237H240ZM231 239V238H230ZM230 239L228 240V242L230 241ZM62 240V239H61ZM127 240V239H126ZM60 241V240H59ZM185 241V240H184ZM237 241V240H236ZM189 242V241H188ZM58 243V242H57ZM233 243V242H232ZM236 243V242H235ZM235 243H233V244H235ZM226 244H227V242H226ZM225 244V245H226ZM68 245V244H67ZM224 245V246H225ZM236 245V244H235ZM29 246H31V245H29ZM107 247H111V244H108L107 245ZM105 248V244H99V243H96V244H94L93 242H91L90 244H89V242L86 244V245H83V246H79L78 247V251H77V253L75 254V255H77V256H75L74 255V258L75 259H77V261H75V263H82V264H85L86 262H88V264H100L101 262H102V260H103V255L101 254V249H104ZM203 248V247H202ZM246 248H249V249H241V251H243L242 252V254L244 255H240V256H237L236 255V257L234 256V257H232L231 258V260H237V261H240V260H243V259H245V260H247L248 262H249V264H264V257L262 258V253H260L258 256H253V252L255 251V249H254V247H252L251 246V244L248 246V247H246ZM257 249H259V250H263L264 249V241H261L258 245H257ZM64 250V249H63ZM115 252H118V249H116V250H114ZM113 251V252H114ZM241 251H240V253H241ZM66 252V251H65ZM202 252V253H203ZM206 253V252H205ZM239 253V252H238ZM198 254V253H197ZM204 254V253H203ZM61 255H63V254H61ZM190 255V254H189ZM206 255V254H205ZM263 255H264V253H263ZM64 256V255H63ZM192 256V255H191ZM204 256V255H203ZM202 256V257H203ZM244 257V258H243ZM73 258V259H74ZM193 259H195L194 257H192ZM243 258V259H242ZM74 259V260H75ZM118 259V256H115L114 255V257H113V259H112V261H114V260H117ZM257 260L256 261V263H254L252 260ZM162 260V259H161ZM181 260V259H180ZM192 260V259H191ZM228 261V262H219L218 264H229V263H231L232 264V262H234V264L236 263L235 261ZM95 261H97V263H95ZM164 261V260H163ZM163 261H160V264L161 263H164ZM195 261V260H194ZM193 261V262H194ZM148 262V261H147ZM165 262H167V261H165ZM171 262H173V260L171 259ZM170 262V263H171ZM188 262V261H187ZM196 262H194V264H195ZM101 264H104V261H103V263H101ZM144 264H156L155 262H150V263H144ZM167 264H169V263H167ZM175 264V263H174Z\"/></svg>",
    "mask_w": 264,
    "mask_h": 264
},
{
    "label": "water",
    "instance_id": "water-1",
    "mask_svg": "<svg viewBox=\"0 0 264 264\" xmlns=\"http://www.w3.org/2000/svg\"><path fill=\"white\" fill-rule=\"evenodd\" d=\"M202 24H207L206 22H203ZM239 26L241 29H252L254 30V34L251 37V41L253 43L257 44V47L260 50H264V6L254 10L250 13H247L243 18L240 20ZM177 40H162L158 43V45L162 48H173L176 46ZM113 59L112 55L109 54H98L97 56H84L81 58H75L73 60V64H80L82 66L86 67H92V66H98L101 64H105L107 62H110ZM153 171L149 170L147 171L142 179L148 180L152 178ZM142 180V181H143Z\"/></svg>",
    "mask_w": 264,
    "mask_h": 264
}]
</instances>
